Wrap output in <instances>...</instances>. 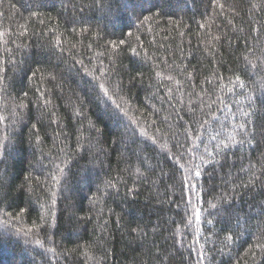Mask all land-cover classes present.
Listing matches in <instances>:
<instances>
[{"label":"trees","instance_id":"trees-1","mask_svg":"<svg viewBox=\"0 0 264 264\" xmlns=\"http://www.w3.org/2000/svg\"><path fill=\"white\" fill-rule=\"evenodd\" d=\"M0 32V142L7 136L15 144L0 163V264H197L192 248L199 251L200 244L203 264H264L255 248L264 243L260 100L255 129L248 126L253 143L232 146L197 183L205 209L209 201L230 197L220 205L222 214L209 209L199 224H188L193 213L187 200L196 204L195 193L182 191L183 169L171 159L173 134L183 142L187 128L204 141L191 161L199 163L205 145L213 150L212 135H227L244 121L245 97L264 93V0H0ZM121 39L127 43L113 49L110 42ZM97 68L121 82L119 96L129 101L122 122L89 103L94 94L85 71ZM237 75L244 89L234 86ZM201 98L203 113L215 112L223 128L211 120L207 130L198 127ZM21 101L27 108L16 111L23 124L13 115ZM225 104L235 120L216 112ZM141 128L158 137L156 145L145 148ZM57 165L64 168L59 184L51 176ZM250 179L254 185L241 187ZM228 232L235 239L225 246Z\"/></svg>","mask_w":264,"mask_h":264},{"label":"snow or ice","instance_id":"snow-or-ice-1","mask_svg":"<svg viewBox=\"0 0 264 264\" xmlns=\"http://www.w3.org/2000/svg\"><path fill=\"white\" fill-rule=\"evenodd\" d=\"M148 0H145V3H147ZM125 3H127V0H125ZM221 8L224 7L223 4L220 5ZM129 11H136V9L129 8ZM150 10V9H148ZM33 15H37V13H33ZM137 19H139V15L137 16ZM149 19L148 16H144V21H147ZM23 31L20 33L21 35H26L27 34V28L24 25L20 26ZM203 27V25H202ZM5 35L4 32H0V38H2ZM131 35V33H129ZM214 39H219V37H215ZM127 41L121 39L118 43L116 42H110L111 47L113 49L118 48L120 45L126 44ZM60 45V41H56V46ZM7 51L11 52V49H7ZM132 52L136 54V50L133 48ZM81 65L83 64L82 61H78ZM251 63V62H249ZM255 67V65H252ZM98 73V74H97ZM33 76L36 75L35 72L32 73ZM139 75V74H138ZM156 75L160 77L162 75L161 72H157ZM85 76L86 77H91V79H87L85 82L88 85H91L90 92L93 93L94 95L90 96L89 98V103H94L96 104L97 107L103 106V110L106 115L110 114L111 118L116 120L117 122H122L123 118L128 117L129 114V101L125 100L123 97L119 96V91L121 90V82L120 81H113L111 78V75L109 71L105 70L104 68H97L92 71H85ZM168 80H172V76H167L166 77ZM4 76L0 75V92H3L5 90V84H4ZM180 82L177 81V84ZM208 83H211V81H208ZM234 83V86L238 85L240 89H244L245 84L241 80V77L239 75L236 76V80ZM179 90V89H178ZM229 92H232L233 89L230 88L228 89ZM169 96H168V102L170 106L175 110V105L171 104L172 100V92L173 90L171 88L168 89ZM43 95V94H41ZM190 95V94H189ZM24 96H27V93H24ZM246 101L248 102V107L247 110L242 109L241 110V115L244 117V121L240 122L238 124L232 125V132L227 133V135H222L221 132L217 131L215 135H212L210 137V141H215V144L213 145V150L209 151L207 146L205 145L204 153L199 156V163H191L192 159L195 158L196 151L199 149L200 145L204 143L202 140L201 134L197 131L195 135L192 134V132L188 131L186 128L185 130V140L181 142L177 137L174 138L176 139V143L174 147H176L177 151L175 153H171V159L179 165V169H183V174L181 176V186H182V191H187L191 193H195V199H196V204H193V200L191 197L188 198L187 204L192 207V216H189L187 218L188 224H192L193 220L199 224L202 218V213L208 211L209 209H218V214H222L225 210L223 207H220L222 204H226L230 202V197L225 194L223 196H220L217 198V203H212L211 201L208 202V208L205 209L202 206V201L200 198L199 193L197 192V183H199L200 179L202 178L204 169L208 167L209 165H219L220 164V159L223 157V155L228 152V150L236 145V144H252V135L254 133H249V124L252 125L253 130L255 129V122L253 121L252 117L256 115L255 111V105H256V100H260V107L262 109L261 115L264 116V93H262V96L260 98H256L253 95L249 94L245 97ZM220 103L224 104V100L220 98ZM48 101L45 100V105H47ZM180 103H183V100L180 101ZM215 103V101H213ZM204 104L201 98V104H200V114H201V119L196 120L195 122L198 124L199 128H204L206 129V126L210 124L211 121H217L220 123V127L223 128V122L218 119L216 116L215 112L209 111L208 113H203V108ZM209 108H211V105H208ZM20 109L21 111L27 108V104L21 101L20 104L18 105H13V115L18 116L19 122L24 123V117L19 116L17 113L16 109ZM162 111V109L156 110L157 114ZM216 112L224 113V120L228 119V115H232V119L235 120V114H232V106L230 104H225L224 108H217ZM189 113L193 118L197 115V108L195 105L192 104L191 101H189ZM150 116L154 115L153 113H149ZM207 115L209 119H203V116ZM4 117L0 116V122L4 121ZM169 121V115H164L162 117L161 122L167 124ZM157 122L156 118H153L151 123L155 125ZM131 124H136L137 126L139 125V121L136 118H132L130 120ZM93 129L100 134L101 130L100 129H95L94 125H92ZM170 125H169V130H170ZM189 128L191 126H188ZM32 128L35 129L36 125L33 124ZM262 132L261 134L264 135V123L261 124ZM207 130V129H206ZM157 133L161 132L160 128H156L155 130ZM242 134L241 138H237V134ZM164 135H167V132L164 133ZM140 136L144 138L142 143H144L145 148L149 146V143L151 145H156L158 137L153 135L149 136L148 132L146 129L141 128L140 130ZM191 141V144L188 142ZM199 141V143H196ZM37 142H39V137H37ZM132 143H136V141H132ZM29 144L31 146V140L29 141ZM162 148H167V145H162ZM15 148V144L12 143L11 140L7 136L4 137V142H0V163H3L4 160L6 159V154H10L11 149ZM140 151H144V149H140ZM170 151V150H169ZM187 154L188 159L185 160V163H180L181 160L185 159V156ZM65 163L66 162H62ZM137 172H140V169H136ZM264 171V170H262ZM64 172V168L61 167L60 165L56 166L55 172L51 173L52 180L56 183H60V178L59 174ZM253 176H255V173H253ZM27 180L28 177H25ZM195 181V182H194ZM254 179H250L248 183L242 184L241 187H248L249 184L254 185L255 184ZM108 187H115L114 184L111 183V181L107 182ZM55 195V193H53ZM183 198V197H182ZM0 203H3V201H0ZM53 203L55 201L53 200ZM26 209H21L20 212L23 213ZM212 213L209 212V215ZM9 215H11L9 213ZM20 217L17 216L16 219H19ZM5 223H8V221H5ZM207 223L211 224L212 220L209 219L207 220ZM239 218L237 219V227H239ZM33 227H36V225H33ZM179 232V229H177ZM197 233H199L200 229L197 227L196 229ZM207 239V237L205 238ZM235 237L231 232H228V234L225 235L224 237V245L228 246L231 245L234 242ZM197 243L199 242L197 238ZM255 248L258 249L261 253H264V243H257L255 245ZM205 245L200 244L199 245V251H197L196 248H192L193 252H197L198 260L197 264H203V262L206 259V254H205ZM253 259L256 256V252L252 251L249 249Z\"/></svg>","mask_w":264,"mask_h":264}]
</instances>
